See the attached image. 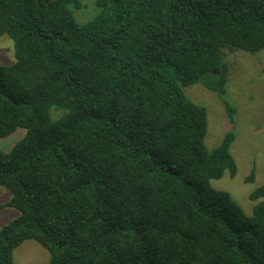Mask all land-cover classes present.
<instances>
[{
    "label": "trees",
    "instance_id": "obj_1",
    "mask_svg": "<svg viewBox=\"0 0 264 264\" xmlns=\"http://www.w3.org/2000/svg\"><path fill=\"white\" fill-rule=\"evenodd\" d=\"M0 0V187L17 216L0 228V264L26 241L48 264H264V184L246 215L211 187L236 175L228 132L207 150L206 109L225 100L223 49L264 50V0ZM53 111V113H52ZM254 169L246 182H253Z\"/></svg>",
    "mask_w": 264,
    "mask_h": 264
},
{
    "label": "rangeland",
    "instance_id": "obj_2",
    "mask_svg": "<svg viewBox=\"0 0 264 264\" xmlns=\"http://www.w3.org/2000/svg\"><path fill=\"white\" fill-rule=\"evenodd\" d=\"M82 9L74 11L78 23H84L96 15L94 0H81ZM223 59L228 67L225 100L235 109L233 121L229 119L220 98L201 84L184 89V95L193 103L206 109L207 133L204 145L212 150L220 145L228 132L235 140L230 147L237 172L233 178L227 173L213 180L211 187L228 192L233 201L246 215H251L256 203L248 196L264 184V50L257 54L223 49ZM14 62L13 43L7 36L0 37V65L10 66ZM53 113V111H52ZM25 135L23 129L0 139V150L9 152ZM254 169L253 182H246ZM10 193L0 187V228L17 216V212L6 208ZM47 251L34 241H26L13 253L12 264H48Z\"/></svg>",
    "mask_w": 264,
    "mask_h": 264
}]
</instances>
